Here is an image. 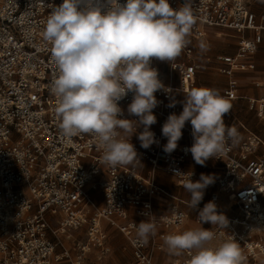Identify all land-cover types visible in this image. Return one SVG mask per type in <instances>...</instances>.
Returning a JSON list of instances; mask_svg holds the SVG:
<instances>
[{
    "label": "built area",
    "instance_id": "obj_1",
    "mask_svg": "<svg viewBox=\"0 0 264 264\" xmlns=\"http://www.w3.org/2000/svg\"><path fill=\"white\" fill-rule=\"evenodd\" d=\"M253 1L191 0L195 23L189 36L201 38L204 28H221L237 37L234 53L215 56L218 72L226 77V85L219 92L232 105L231 110L238 100H244L247 110L264 123V77L251 81L261 94L250 96L240 93L235 76L249 67L250 57L264 42V25L257 21ZM61 3L0 0V264H77L91 247L107 254L110 246L103 221L126 239L132 264H157L156 255L165 248L164 237L177 234L187 217L181 204H190L160 187L155 171L173 176L179 186L186 177L176 175L177 171L191 172V179L199 180L197 173L185 166L193 144L191 123L186 122L182 138L170 154L163 151L167 139L162 126L170 114L179 115L183 110V104L173 102V92L188 93L202 66L191 58L193 51L187 44L182 50L186 60L176 57L170 63V69L178 74V85L174 86L162 79L156 59H152L151 67L164 85L155 93L158 105L153 113L157 122L150 128L156 143L145 149L131 142L139 161L108 166L102 162V152L92 135L68 138L59 128L57 99L50 93L57 69L51 45L45 47L42 37L53 4ZM169 3L176 8L184 0ZM131 100L129 93L119 102L122 118L138 120L127 112ZM225 124L239 135L235 142L227 141L221 156L208 159L222 163L208 199L228 220L226 227H212L215 235L210 246L234 239L245 258L243 264H264V138L243 131L233 122ZM142 130L141 126L137 133ZM142 160L151 166L147 176L138 170ZM97 183L101 207L92 194ZM159 194L174 200L165 213L154 209L153 201ZM222 204L228 211L219 210ZM133 216L154 220L156 232L147 242L137 237L140 221ZM84 226L85 239L73 237L71 232ZM61 234L71 243L65 244ZM189 258L190 253L184 252L168 264H188Z\"/></svg>",
    "mask_w": 264,
    "mask_h": 264
},
{
    "label": "clouds",
    "instance_id": "obj_2",
    "mask_svg": "<svg viewBox=\"0 0 264 264\" xmlns=\"http://www.w3.org/2000/svg\"><path fill=\"white\" fill-rule=\"evenodd\" d=\"M194 23L191 0L176 8L169 0H62L53 4L42 39L45 47L51 45L57 69L50 93L57 99L62 134L68 138L92 135L102 152V162L108 166L139 161L131 137L136 134L145 149L156 143L150 130L157 122L155 93L164 87L151 61L169 62L178 57L190 42L187 38ZM129 93L132 100L127 112L138 120L122 118L119 102ZM231 107L219 90L193 88L185 95L182 112L170 114L162 126L167 139L163 151L170 154L177 148L182 129L190 122L193 144L188 151L193 160L204 165L209 158H218L226 151L227 141L235 142L239 135L225 124ZM141 126L143 130L137 133ZM176 175L186 177L183 187L195 209L214 177L202 173L193 181L191 172L177 171ZM198 220L201 227L164 237L170 254L190 253L188 264H243L245 258L234 239L210 246L215 234L202 223L228 224L214 202L204 205ZM155 232L153 219L136 226L142 242Z\"/></svg>",
    "mask_w": 264,
    "mask_h": 264
},
{
    "label": "rangeland",
    "instance_id": "obj_3",
    "mask_svg": "<svg viewBox=\"0 0 264 264\" xmlns=\"http://www.w3.org/2000/svg\"><path fill=\"white\" fill-rule=\"evenodd\" d=\"M252 9L256 12V16L259 19L262 15H264V0H254L252 2ZM217 34L207 33L205 37L202 39H194L190 36H188L187 38L190 41L188 44L191 46L193 51L192 58L199 59V61H201L203 66V73L215 71V63L213 61L214 55L234 52L236 49V41L226 36H221ZM179 58L186 60V58L182 54H180ZM255 59L258 68L264 70V45H261L260 49H258V51L256 52ZM156 64L159 70L163 74L168 73L169 62L160 61L156 59ZM173 83L175 84L177 83V78H175ZM224 120L225 122H233L235 125L241 127V129L245 132L253 131L260 134L262 138H264V123L259 121L252 111L246 109L244 102H238L235 108L225 115ZM144 163H145V169L143 171V175L147 176L149 174L148 170L150 168V165L147 162ZM210 168L211 166H209V169ZM193 170H196L197 175L200 178L201 174L203 173L201 165L195 162ZM217 176H218V172L215 174L214 180L215 178H217ZM96 180L98 182V179ZM160 183H162V185L168 190V192L174 194L175 196H179L178 192L182 191L181 189H179L178 186L174 184V182L163 180ZM208 187L209 188H207V190L214 189L215 185L214 183H212ZM92 192H94V194L96 195L95 197L96 205L101 207L102 194H101L100 185L98 183L96 184V188L92 190ZM189 195L190 194L186 192L185 195L182 196H186L185 198H187V196ZM167 199H168L167 205L174 203V200L172 198H167ZM202 204H204V201L202 202ZM219 210L222 211L224 209L220 208ZM193 211L196 213L194 215H190V214L188 215V218L185 220L183 230L190 228L189 223L191 222L189 221V219L190 218L196 219L200 210L193 209ZM103 226L108 235L107 241L110 246V252H108L107 254H100L98 251H96V249H94V247H91L90 251L87 252L82 259H79L77 264H130V261L132 264V260H130V254H129L130 246L126 241V239L123 237V235L112 227L109 226L105 227V224ZM85 230L86 227L84 226L78 231H72L71 233L73 237H75L76 239L84 240ZM118 234H120L121 237L117 239ZM60 237L62 238L65 244L71 243V240H67L64 238V234H61ZM130 252L132 253L131 248H130ZM164 256L166 257L168 256V254L167 253L159 254L160 258H163ZM170 256H173V254H170ZM132 259H133V255H132Z\"/></svg>",
    "mask_w": 264,
    "mask_h": 264
},
{
    "label": "crops",
    "instance_id": "obj_4",
    "mask_svg": "<svg viewBox=\"0 0 264 264\" xmlns=\"http://www.w3.org/2000/svg\"><path fill=\"white\" fill-rule=\"evenodd\" d=\"M257 21L259 23H261L262 25H264V15H262L259 19L257 18ZM203 30H204V36L201 37V38H194V39H202V38L205 37V35L207 33H216V34L218 33L217 35L226 36V37L231 38L234 41H236V48H237V40L238 39L230 31H227V30H224V29H221V28H204ZM261 45H264V42H262ZM261 45H260V47H261ZM260 47H259V49H260ZM235 51H236V49H235ZM234 52H230V53H234ZM256 52L249 59V62H250L249 67L246 70H244V71H237L236 74H235V76L238 79L239 85H240L239 91H240V93L242 95L257 96V95H260L261 94V90L253 87L252 84H251V81L253 79H257V78L264 77V70L259 69L258 66H257V62H256V59H255ZM181 54L184 56L183 52H181ZM224 54H228V53H224ZM216 55H219V54H216ZM216 55H214V57H213V61L215 63V71L214 72H207V73H203V66H202L201 61H199V59L192 58V56H191V58L193 60H195V61H197V62H199L201 64L202 68L199 71H197V73L195 75V79H194L193 83L191 84L190 90H192L193 88L210 87V88H214V89H217V90L220 91L221 89H223L225 87V85H226V77L224 75L220 74L218 72V70H217V63L215 61V56ZM179 56L177 57L178 60H184L182 58H179ZM170 63H171V61H169L168 73L167 74H163L160 70H159V72H160V75H161L162 79L165 82L171 83L172 85L177 86L178 85V74H177V72L175 70H171L170 69ZM175 78H177V83L176 84L173 83V81L175 80ZM186 94L187 93H182V92H179V91H174L173 92V95H172L173 102L176 103V104H183V101H184V98H185V95ZM238 102H244L245 103L244 100H238L237 101V104H238ZM130 142L135 143L136 145H138L139 147H141V142L139 141V139L137 137H133L132 136ZM141 148H143V147H141ZM144 162H147V161L142 160L141 163L138 166V170H139V172L142 175H143V171L145 169V163ZM194 164H195V161L192 158V154H190V156L186 160L185 166H186L187 169L196 172V170H193L194 169ZM209 166H211L210 169H209ZM150 168H151V166H150ZM150 168H149V170H150ZM201 168H202V172L205 173L206 175H212L214 177L215 174L218 172V176H219L220 173H221V171H222V163L219 160L210 159V160H207L204 165H201ZM163 180H168V181L174 182V184L176 186H178L179 189L182 190L181 192H178V195L179 196H175L174 194L168 192V190L162 185V183H160ZM155 181L168 194L173 195L175 197H178V198H180V199H182L183 201H186V202H189L190 201V195L187 196V198H185L186 196H182V195H185V193L187 191L184 189L183 186H179L176 183V181H175V179H174L173 176H171V175H169L167 173H164L162 170H156L155 171ZM207 188H209V187H207ZM206 190L204 191L203 199L199 203L200 208H197L196 207L195 209L201 210L204 207V205L209 202V199H208V192H209V190H207V191ZM92 194H93L94 197H96V195L94 194V192H92ZM167 198H171V197L170 196H167V195H160L159 194V195H157L154 198L153 203H154V209H155V212L156 213H165V212L168 211V208H169V206L171 204L167 205V200H168ZM203 201H204V204H202ZM181 207L187 213V217L185 218V220L188 218V215L189 214L190 215H194L196 213V212L193 211L194 208H192L191 206H189L187 204H181ZM221 208L224 209L222 211H228V208L225 207L224 204H222ZM133 218H135L136 220H138L140 222L143 221V220H145L143 218L136 217V216H133ZM189 221L191 223H189V227L190 228H188V229L201 227V224H200V222L198 220V216H197L196 219L195 218H190ZM195 223H197V224H195ZM104 224H105V227L108 226L105 221L102 222V226ZM184 224H185V221H184ZM184 224L181 227L178 228V230H177L178 233H180L182 231H185V230H183ZM213 226L214 225H212L210 222H204V223H202V227L203 228H206V229H209V230H211ZM103 228H104V226H103ZM188 229H186V230H188ZM119 237H121L120 234H118L117 239ZM160 253H167L168 256H166V257L164 256L163 258H160L159 257V254ZM160 253H157V255H156V263L157 264H168V262L172 258H174L175 256H179V255L170 256V253L168 252L166 246H165L164 250L162 252H160ZM129 254H130V260H133L132 259V253L130 252V248H129ZM130 264H131V261H130Z\"/></svg>",
    "mask_w": 264,
    "mask_h": 264
}]
</instances>
